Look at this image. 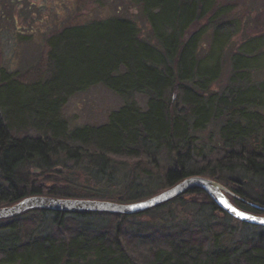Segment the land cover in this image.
Returning a JSON list of instances; mask_svg holds the SVG:
<instances>
[{
	"label": "trees",
	"instance_id": "trees-1",
	"mask_svg": "<svg viewBox=\"0 0 264 264\" xmlns=\"http://www.w3.org/2000/svg\"><path fill=\"white\" fill-rule=\"evenodd\" d=\"M224 7L217 0H145L143 12L155 42L143 38L132 19L111 16L65 26L50 36V71L44 80L24 84L16 74L2 69L0 207L35 194L60 198L99 195L101 190L115 186L110 162L129 168L127 180L117 185V192L107 193L112 200L117 198L116 202H136L185 178L206 174L224 182L230 191L227 197L239 208L255 209L244 199L264 206V196L255 197L246 189L252 183L262 187L259 180L264 178V113L260 110L264 107V83L251 80L244 68L250 60L237 55L230 85L216 92L212 83L218 78V60L210 66L209 58H200L207 17L216 9L212 20L222 16ZM227 31L225 24H214L219 47ZM96 84L118 94L124 105L110 114L106 124L70 128L62 114L64 105L74 94ZM137 94L148 97L146 110L135 99ZM216 120L220 144L209 146V150L199 144V132ZM69 161L95 168L94 177L103 186L74 181L73 174L65 172ZM29 164L41 172L28 177L23 170ZM144 177H156L159 189L150 191L148 185L145 189L140 183ZM144 192L148 196L142 197ZM188 202L231 216L196 186L138 215L160 212L174 203L183 207ZM30 211L12 217L14 230L19 227L18 219ZM255 212L262 215L264 209L256 208ZM54 213L60 219L72 213L109 212ZM114 214L127 219L125 214ZM59 224L67 226L61 221ZM251 226L264 230V226ZM104 230L93 232L92 227L79 226L10 246L0 241V263L264 264V231L216 247L220 235L207 239L197 230L186 229L179 234L154 230L145 237L128 233L126 239L120 234L100 235ZM194 237L197 239L192 241ZM125 240L148 246L145 252H149V260L138 253L137 257L144 260L131 261L127 248L136 253L121 243Z\"/></svg>",
	"mask_w": 264,
	"mask_h": 264
},
{
	"label": "rangeland",
	"instance_id": "rangeland-1",
	"mask_svg": "<svg viewBox=\"0 0 264 264\" xmlns=\"http://www.w3.org/2000/svg\"><path fill=\"white\" fill-rule=\"evenodd\" d=\"M33 2L37 3V9ZM217 4L225 6L222 11L223 15L221 12L222 16H216L214 19L216 21H214L212 20L215 16L214 12L218 9L213 10V14H209L206 21V24L208 22L206 33L199 48L200 58L206 60L209 58L210 66L215 63V59L218 60L219 72L218 78L212 83L213 90L216 92L225 90V87L230 85L229 80L235 70L233 60L237 55H245L242 60L247 57L250 60L244 68L250 72L251 80L256 82L261 80L264 83V0H217ZM144 5L145 0H0V71L5 69L8 73L16 74L24 84L37 81V79L44 80L50 71L48 63V39L50 36L65 26L103 20L111 16L132 19L139 26L141 36L155 42L152 40L151 26L143 12ZM216 23L225 24L228 27L227 35L224 36L223 45L220 47L214 34V24ZM213 47L214 49H212ZM13 88L14 86L11 87V89ZM23 88H25L24 85ZM135 99L142 109H147L148 97L146 95L137 94ZM123 105L122 97L106 86L96 84L86 91L71 96L64 105L62 114L68 120L70 128L86 124L101 125L106 124L110 114ZM260 110L264 113V107ZM218 123L217 120L210 122L199 132V144L207 145L206 147L220 144ZM210 148L208 149L210 150ZM130 161L132 160L130 159ZM67 163L65 172L70 171L75 177L74 181L83 182L84 185L103 186L94 177L95 168L91 169V166H83L81 163L76 165L73 161ZM144 164L150 166L148 160H144ZM110 165L112 167L111 182L115 186L108 190H101L99 195L91 194L83 197L84 199L118 200L117 198L112 200L113 197L108 196L107 193L117 192V185L127 180L129 168L121 167L122 165L116 162L113 164L110 162ZM56 167L61 169L60 166H55V169ZM23 172L29 177L31 173L37 175L41 170L29 164L24 167ZM203 175L209 177V175ZM223 176L225 179H229L227 174ZM231 176L236 177V175ZM48 181L43 180V183ZM217 181L226 186L223 181L218 179ZM259 181L264 187V178ZM157 182L160 181L156 177H144L140 183L145 185L147 190L150 188L152 191L156 188L154 191H157L159 189L156 185ZM249 187L246 189L250 194L253 193L258 198L264 196V188L258 184L253 187L252 183ZM146 196L148 194L144 192L142 197ZM244 201L252 208L254 207L249 202L257 204L246 199ZM119 202L130 203L133 201L119 199ZM191 205L188 202L181 207L180 204L174 203L173 206L160 212L141 216L138 214L135 216L126 215L127 219H122V215L114 213L90 215L72 213L57 219V215L51 210H33L18 219L19 227L15 230L13 227L15 222L12 218L0 219V238H2L0 241H3L6 246H10L15 243H24L37 236L54 235L65 228L75 230L79 226H89L92 227L93 232L105 229L100 235L109 234L111 237H117L120 234V237L124 236L125 239L128 233H131L129 235L133 237L135 236L132 234L136 236L141 234V237H145L154 230H162L161 232L169 234H179L186 229L197 230L202 232L207 239L216 234L220 235L218 239L220 244L216 247H221L240 239H249L264 231L262 228H254L251 225L243 226L235 222L236 219L232 216H223L218 212L212 213L208 208L202 209L199 206ZM236 206L238 207V205ZM255 209L248 211L256 213ZM59 221L67 226L60 225ZM196 239L194 237L192 241ZM135 242H126V240L121 242L134 249L136 253L135 255L127 248L126 253L130 257L129 259L139 263V260L143 261L144 259L138 258L137 255L142 253L144 258L149 260V252H145L148 246L134 244ZM210 246L215 247V245Z\"/></svg>",
	"mask_w": 264,
	"mask_h": 264
},
{
	"label": "water",
	"instance_id": "water-1",
	"mask_svg": "<svg viewBox=\"0 0 264 264\" xmlns=\"http://www.w3.org/2000/svg\"><path fill=\"white\" fill-rule=\"evenodd\" d=\"M202 188L211 199L225 212L242 223L264 226V216L242 210L227 197L229 189L213 178L203 175L190 176L163 191L130 203H121L101 199L60 198L45 195H31L4 207H0V219L20 215L32 209H46L54 212H109L136 215L161 203L167 202L187 191L191 187ZM253 207L264 206L249 202Z\"/></svg>",
	"mask_w": 264,
	"mask_h": 264
},
{
	"label": "flooded vegetation",
	"instance_id": "flooded-vegetation-1",
	"mask_svg": "<svg viewBox=\"0 0 264 264\" xmlns=\"http://www.w3.org/2000/svg\"><path fill=\"white\" fill-rule=\"evenodd\" d=\"M32 1H35V0H32ZM37 1V0H36ZM34 3V2H33ZM35 4V7H36V9H37V3H34Z\"/></svg>",
	"mask_w": 264,
	"mask_h": 264
}]
</instances>
